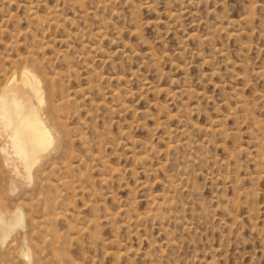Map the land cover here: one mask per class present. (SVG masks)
Listing matches in <instances>:
<instances>
[{"label": "rangeland", "instance_id": "rangeland-1", "mask_svg": "<svg viewBox=\"0 0 264 264\" xmlns=\"http://www.w3.org/2000/svg\"><path fill=\"white\" fill-rule=\"evenodd\" d=\"M32 58L91 186H19L32 259L14 231L0 264H264V0H0V83Z\"/></svg>", "mask_w": 264, "mask_h": 264}, {"label": "bare ground", "instance_id": "bare-ground-1", "mask_svg": "<svg viewBox=\"0 0 264 264\" xmlns=\"http://www.w3.org/2000/svg\"><path fill=\"white\" fill-rule=\"evenodd\" d=\"M35 52H37V50ZM32 53H33V51H32ZM34 55H35V53H34ZM37 55H38V52H37ZM22 56H24V55H22ZM25 57H26V55H25ZM25 57H24V59H25ZM33 58H32L31 63L24 64L19 68H15L13 70H10L8 73H4L3 79H2L3 81H1V83H0V190H1L0 191V243H1V245H3L7 241L9 236L14 231L17 232V235L21 238L20 240H18L19 238H17V241H19V242L21 241L20 248L17 247V248H19L18 253L21 256H23L26 260L32 259V250H31V246H30L28 239H27V235L29 233V232H27V228L29 227V225H28V227L26 225V224H30V222L26 223V218L27 217H28V219L31 218V220L34 218V217H32V214H31L33 212L32 211L33 205L30 207V211L28 209L29 213H27V211H26L27 209L24 208L25 206L23 207L24 204L21 205L22 202L16 206H14L13 209H9L11 207L6 208V206L4 205L5 201L3 202V200L7 199L6 201L8 202V199H9V202H10L12 195H16V191L19 188V186H23V188H24V186H30V187L38 186L37 188H39V189L42 186H46V187L50 186V187H53V189L54 188L58 189L59 186H61V187L64 186L67 188H71L72 186H89V187L91 186V183L88 180L84 179V173H83L84 169L82 171L79 170V172H76L78 170V168L80 169L81 166L78 165L80 163V160H79V163H76V159H77L78 155L74 152V149H73V142H74V144L77 143V142L75 143L74 140L76 139L80 142L85 143V136L87 134L86 135L85 134L83 135V133L76 134V132H77L76 131L75 132L76 137L74 138L73 136H71L73 133L70 135L71 131H70V128H68L70 126H67V122H66L67 118H69L68 115L72 113V110L74 109V107L76 105V101L73 98L74 95H73V97H72V95L70 96L69 94H67L65 92V90L63 89L62 86L58 85V83H57L59 81L57 79L58 77L56 78L58 80L57 81L55 79V74H53L55 71L53 73L51 72L54 76H52V75L50 76V74L48 75L43 70V68L40 67L42 62L40 65H38L37 63L40 62V60L38 62H36V60L34 59L35 62H33ZM62 58H63V56H62ZM38 59H40V58H38ZM66 60H68V58ZM28 61H30V60H28ZM14 62H15V60H14ZM21 62L19 65L17 64L16 67L20 66ZM68 62H69V60H68ZM11 65H12V63H11ZM13 65H15V64L13 63ZM68 66H69V64H68ZM43 67H45V65H43ZM6 70L7 69H5V71ZM3 71H4V69H3ZM47 72H49V70ZM64 72H66V70ZM59 73L61 76L60 71H59ZM67 73H68V71H67ZM72 74L70 73V75H72ZM101 75L102 74H100L99 76H101ZM66 76H67V74H66ZM95 76L97 77V75H95ZM72 77H74V76H72ZM62 79H64V78L62 77ZM69 79L70 78H68V80ZM99 80H101V79H99ZM110 80H111V78H110ZM92 81H94V80H92ZM65 84H66V82H65ZM94 84H95V82H94ZM68 86H70V85L67 84V86H65V89H67L66 87H68ZM87 89H88V87H87ZM90 89H91V87H90ZM93 89H94V87H93ZM98 89L99 88H97V90ZM100 89L102 90L103 87ZM83 90H85V89H83ZM87 91H85V92H87ZM99 92H101V91L99 90L98 93ZM115 92H114V94H116ZM76 93H77V91H76ZM89 93H88V95H89ZM98 93L96 92V94H98ZM91 94H93V93H91ZM102 94H104V93H102ZM76 96H75V98H76ZM78 97H79V95H78ZM94 97L93 98L91 97V98L94 99ZM82 100H84V99H82ZM87 100H85V102ZM95 104H96V102H95ZM116 105L118 107V103ZM78 106H80V105H78ZM89 106H88V108H89ZM82 107H84V106L82 105ZM91 107H93V106H91ZM114 109H116V108L113 107L112 110H114ZM72 114H74V113H72ZM81 115H80V117H81ZM93 117H95V116H93ZM70 118H71V115H70ZM85 118L87 119V117H84V119ZM79 122H80V120H79ZM87 123H91V122L88 121ZM74 125H75V123H74ZM74 125H73V127H74ZM94 126H92V127H94ZM89 127L90 126H88V128ZM94 128H96V127H94ZM87 129H86V131H87ZM74 130H77V129H74ZM78 132H80V131H78ZM87 133H88V131H87ZM96 139H97V137H96ZM99 143L97 144V147H98ZM88 145H89V143H88ZM82 146H83V144H82ZM81 149L83 150V148H80V150ZM87 149H88V147H87ZM99 149H98V154L100 153ZM82 152L84 154V151H82ZM93 159H95V158H93ZM102 162H104V161H102ZM84 165H86V164H84ZM114 167H117V166H114ZM85 173H87V170ZM106 176H107V174H106ZM102 177H103L102 179H104V180L106 179V178H104L105 176H102ZM84 181L85 182L87 181L86 184L85 185L81 184ZM30 187L29 188L27 187V188L30 189ZM92 187H94V186H92ZM25 188L23 189V192L26 191ZM39 189H38V192L41 193L43 190L39 191ZM89 189H91V188H89ZM74 190H73V193H74ZM84 191H87V190L84 189ZM20 192H22V191H20ZM28 192H29V190H28ZM35 192H37V191H35ZM65 192H66V190H65ZM3 193L5 194V196ZM43 193H44V191H43ZM43 193H42V196H43ZM45 193H44V198H45V196L48 195V194L45 195ZM2 194H3V196H2ZM17 194H18V192H17ZM29 194H30V192H29ZM82 194H83V192H82ZM19 195H21V194H19ZM35 195L36 194L34 193V196ZM37 196H39V195H37ZM61 196L62 195H60V194H58V195L56 194V196H50V198L48 199L50 213H54V214L58 213V212H56L57 210L55 211V209H57V207L55 205H57V203L60 202V201L58 202V200H59L58 197H61ZM66 196H67V194H66ZM23 197L24 196H22V198ZM93 198H95V197H93ZM26 199L22 200V201H26ZM33 199H36V197ZM27 200H28V202L31 201V199L30 200L27 199ZM15 201H17V199ZM15 201H13V202H15ZM46 201H47V199H46ZM73 201L71 203H73ZM7 202L5 203L6 205H7ZM90 202H91V197H90ZM17 203H18V201H17ZM29 203L32 204L31 202H29ZM95 203H96V201H95ZM10 204H11V202H10ZM8 205H9V203H8ZM92 205H94V204H92ZM9 206H11V205H9ZM58 210H60V209H58ZM96 210L98 212V209H96ZM96 210H95V212H96ZM70 212L71 211H69V213ZM72 214H74V213H72ZM57 216H58V214H57ZM57 216H56V218H57ZM49 217H51V216L48 215V218ZM61 217L62 216H59L58 218H61ZM80 217H81V214H80ZM89 217H90V215H89ZM40 218L42 219V217H40ZM65 218H66V216H65ZM55 220H58V219H55ZM91 220H92V218H91ZM80 221L82 222V220L79 219V223H80ZM89 221H90V219H89ZM73 224H75V223H72V225ZM80 225H81V223H80ZM32 228H34V226H32ZM77 228H78V225H77ZM53 229H54V226H53ZM33 230L35 231V228ZM47 230H49V229L47 228ZM31 232H33V231H30V233ZM53 233H54V231H53ZM53 233H51V234H53ZM18 236H16V237H18ZM15 244H16V242H15ZM17 244H20V243L17 242Z\"/></svg>", "mask_w": 264, "mask_h": 264}]
</instances>
